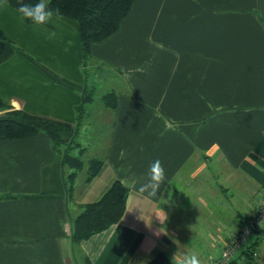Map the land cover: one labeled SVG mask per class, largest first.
Masks as SVG:
<instances>
[{
	"label": "crops",
	"instance_id": "1",
	"mask_svg": "<svg viewBox=\"0 0 264 264\" xmlns=\"http://www.w3.org/2000/svg\"><path fill=\"white\" fill-rule=\"evenodd\" d=\"M19 17L0 8L17 48L0 99L67 123L85 106L69 149L83 166L64 165L44 133L0 139V264H147L160 252L212 264L264 196V0H136L85 58L73 21ZM156 159L166 181L150 197L138 189ZM91 160L102 166L88 179ZM115 181L128 189L121 220L72 241L81 207ZM250 247L264 264V226Z\"/></svg>",
	"mask_w": 264,
	"mask_h": 264
},
{
	"label": "trees",
	"instance_id": "2",
	"mask_svg": "<svg viewBox=\"0 0 264 264\" xmlns=\"http://www.w3.org/2000/svg\"><path fill=\"white\" fill-rule=\"evenodd\" d=\"M135 1L50 0L49 7L52 9L59 8L60 17L76 23L82 55L85 58L88 56L92 44L102 42L119 29ZM21 2L35 4L38 0H8L9 5L16 10ZM25 21L32 23L29 20ZM16 51L15 45L0 30V65L6 62ZM89 94L84 91L82 104L90 100ZM102 101L108 107L114 108L116 106V96L113 93L104 95ZM82 112V107H80L76 122L67 123L14 109L0 99V139L17 140L44 133L61 156L62 163L74 170H80L83 162L80 158L71 156L69 147L74 144ZM88 165V179H90L100 170L102 162L91 160ZM127 195L128 189L119 181H115L99 200L83 205L80 213L71 223L72 241L79 242L87 239L93 234L118 223L126 208ZM243 253L245 254V264H250L253 259L251 247L249 246ZM147 264H171V261L160 252Z\"/></svg>",
	"mask_w": 264,
	"mask_h": 264
},
{
	"label": "clouds",
	"instance_id": "3",
	"mask_svg": "<svg viewBox=\"0 0 264 264\" xmlns=\"http://www.w3.org/2000/svg\"><path fill=\"white\" fill-rule=\"evenodd\" d=\"M49 4L50 0H38L35 4H25L21 2L17 9L20 14V23L23 24L25 20H29L34 25L40 26L53 22L54 16L56 19H59L61 16L59 8L52 9L49 7ZM8 6V0H0V8H7ZM55 37V31H48V39H54ZM140 150L143 151V148L141 147ZM165 181V169L162 162L156 159L150 163L146 181L139 186L138 191L140 193H146L150 197H156ZM171 264H201V261L197 255L187 253L183 254L182 257L177 260V253H175L172 257Z\"/></svg>",
	"mask_w": 264,
	"mask_h": 264
},
{
	"label": "built area",
	"instance_id": "4",
	"mask_svg": "<svg viewBox=\"0 0 264 264\" xmlns=\"http://www.w3.org/2000/svg\"><path fill=\"white\" fill-rule=\"evenodd\" d=\"M264 226V196L259 202L255 214L245 221L224 245L220 255L212 264H228L239 252L243 253L253 241L255 235ZM253 257L256 253L252 251Z\"/></svg>",
	"mask_w": 264,
	"mask_h": 264
},
{
	"label": "rangeland",
	"instance_id": "5",
	"mask_svg": "<svg viewBox=\"0 0 264 264\" xmlns=\"http://www.w3.org/2000/svg\"><path fill=\"white\" fill-rule=\"evenodd\" d=\"M84 91H90V89L88 88V89H85ZM6 104H7V103H6ZM8 105H9V104H8ZM95 106H98V105H95ZM82 108H83V112H82L81 118L84 116L85 106L82 107ZM97 130H98V128H97ZM94 131H95V130H94ZM69 148L72 149L71 146H70Z\"/></svg>",
	"mask_w": 264,
	"mask_h": 264
}]
</instances>
